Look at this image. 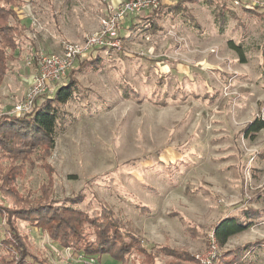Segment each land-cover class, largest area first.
<instances>
[{"label":"rangeland","instance_id":"1","mask_svg":"<svg viewBox=\"0 0 264 264\" xmlns=\"http://www.w3.org/2000/svg\"><path fill=\"white\" fill-rule=\"evenodd\" d=\"M118 2L23 0L16 10L24 28L18 59L0 85V114L23 100L39 56L96 32ZM231 5L177 0L159 13L126 18L110 57L100 50L91 67L76 70L77 63L70 70L61 85L71 84L65 104L37 102L38 109L54 106L60 120L46 161L26 167L18 190L41 198L44 184L58 209L85 212L94 222L79 230L86 245L114 242L111 232L108 239L96 237L100 215L107 211L110 221V210L141 237L156 264H199L195 257L209 250L215 225L252 210L259 217L224 247L213 238L212 264H221V252L249 242L254 248L234 264H264V129L246 131L251 122H264V0ZM45 152L37 148L34 157ZM0 164L7 159L0 157ZM18 228L50 264H121L108 254L86 262L78 256H90L62 248L27 222L18 221ZM6 232L0 218V239Z\"/></svg>","mask_w":264,"mask_h":264},{"label":"trees","instance_id":"2","mask_svg":"<svg viewBox=\"0 0 264 264\" xmlns=\"http://www.w3.org/2000/svg\"><path fill=\"white\" fill-rule=\"evenodd\" d=\"M22 1L0 0V85L8 71L9 63L18 58L14 55L19 46L17 37L24 28L20 26L21 21L16 10ZM160 9L151 14L159 13ZM9 19L14 24L10 25ZM95 57L91 54L88 59L80 61L76 70L84 66L91 67L92 58ZM71 94V84L67 83L57 87L53 98L48 101L59 105L65 104ZM59 120L60 116L56 108L50 104L43 105L39 109L35 108L32 113L24 116L0 114V157L8 161L7 165L0 164V218L7 227L6 235L0 239V245L6 251L0 257V264H50L46 256L35 255L31 251L26 236H22L19 231L18 221L27 222L30 226L46 233L52 242L58 243L62 248H71L86 256L108 254L119 260L121 264H156V255L146 248L141 237L134 235L133 230L125 226L124 222L110 210L108 211L110 221H106L107 211L100 215L102 222L97 227L99 232L96 237L108 239L106 236L111 232L112 236L109 238L114 237V242L108 244L106 240H100L99 244L86 245L79 230L83 224L93 226L94 222L89 220L85 212L67 207L58 209L57 201L50 198L44 184L43 187L41 186V198L33 199V192L30 190H26V195L18 190L16 180L24 177L26 167L34 165L35 161H46L45 156L49 154L55 143V129ZM262 129L264 122L253 121L246 131L254 133ZM36 141L38 146L35 144ZM42 147H45L46 154L35 158L37 148L39 150ZM42 166L49 168L46 163ZM47 171L49 172V169ZM251 211L245 213L247 215H244L242 220L232 215L223 218L215 225L213 233L220 248L224 247L230 237L251 227L252 219L259 217L257 212ZM102 226L105 229L101 230ZM126 234L129 235L128 241L125 240ZM120 238L123 241H120ZM255 243H262V240H257ZM253 246L254 242H249L233 250L221 252L219 261L221 264L241 262L243 251L251 250ZM161 250L166 254H176V251L168 246H163ZM135 256L143 260H137Z\"/></svg>","mask_w":264,"mask_h":264},{"label":"built area","instance_id":"3","mask_svg":"<svg viewBox=\"0 0 264 264\" xmlns=\"http://www.w3.org/2000/svg\"><path fill=\"white\" fill-rule=\"evenodd\" d=\"M176 1L119 0L116 6L108 8L105 17L100 18L99 29L96 32L86 34L81 41L64 44L59 53L41 55L36 59L35 72L23 100L16 103L13 110L7 114L24 116L32 113L39 100L44 97L51 99L56 88L62 85L70 70L80 61L88 59L94 52L103 50L105 55L110 57V49H115L119 46L118 37L126 18H136L142 14L152 13L160 8L161 5H172ZM228 1L234 7L240 4V0ZM31 62L32 59H28L26 64L30 65ZM213 238H215L214 234L208 240L210 244L209 250L205 254L195 257L199 264H212V261L216 258L217 249ZM82 256H78V258L89 263H94L95 261L92 257L84 255L86 258H83Z\"/></svg>","mask_w":264,"mask_h":264},{"label":"crops","instance_id":"4","mask_svg":"<svg viewBox=\"0 0 264 264\" xmlns=\"http://www.w3.org/2000/svg\"><path fill=\"white\" fill-rule=\"evenodd\" d=\"M16 53H19L17 50L15 51L14 55L15 56H18ZM27 57V56H26ZM18 59V58H17ZM17 61V60H16ZM25 61H26V58H25ZM15 62V61H14ZM27 65V64H26ZM28 67V66H27ZM34 70V69H33ZM28 87V86H27Z\"/></svg>","mask_w":264,"mask_h":264}]
</instances>
